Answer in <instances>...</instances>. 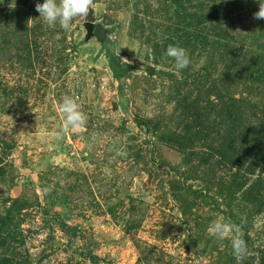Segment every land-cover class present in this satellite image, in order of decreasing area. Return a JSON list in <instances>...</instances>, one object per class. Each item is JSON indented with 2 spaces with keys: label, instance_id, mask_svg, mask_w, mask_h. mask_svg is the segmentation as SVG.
<instances>
[{
  "label": "rangeland",
  "instance_id": "rangeland-1",
  "mask_svg": "<svg viewBox=\"0 0 264 264\" xmlns=\"http://www.w3.org/2000/svg\"><path fill=\"white\" fill-rule=\"evenodd\" d=\"M37 2L0 0V264H264L258 0H90L67 30Z\"/></svg>",
  "mask_w": 264,
  "mask_h": 264
},
{
  "label": "clouds",
  "instance_id": "clouds-1",
  "mask_svg": "<svg viewBox=\"0 0 264 264\" xmlns=\"http://www.w3.org/2000/svg\"><path fill=\"white\" fill-rule=\"evenodd\" d=\"M258 3L259 10L254 13V18L264 19V0H258ZM89 4L90 0H43L42 3H36V11L48 26L59 24L61 28L67 30L74 18L87 15ZM166 55L172 58L177 71L187 68L190 64L187 50L182 46L169 45L166 49ZM58 110L64 118V129L71 128L75 131L83 127L85 117L73 98H62ZM207 231L220 240L231 236L230 243L233 254L238 260L246 255V242L241 238L239 229L235 225L220 217L211 221Z\"/></svg>",
  "mask_w": 264,
  "mask_h": 264
},
{
  "label": "water",
  "instance_id": "water-1",
  "mask_svg": "<svg viewBox=\"0 0 264 264\" xmlns=\"http://www.w3.org/2000/svg\"><path fill=\"white\" fill-rule=\"evenodd\" d=\"M85 27L87 30V35H101L102 33L106 32V29L99 23H95L93 21H86Z\"/></svg>",
  "mask_w": 264,
  "mask_h": 264
},
{
  "label": "trees",
  "instance_id": "trees-1",
  "mask_svg": "<svg viewBox=\"0 0 264 264\" xmlns=\"http://www.w3.org/2000/svg\"><path fill=\"white\" fill-rule=\"evenodd\" d=\"M99 38L100 40L104 41V39L107 40V37H106V32L102 33L101 35H99ZM2 142V141H1ZM5 144V147L7 146L8 147V151L11 150V146H9L6 142H3Z\"/></svg>",
  "mask_w": 264,
  "mask_h": 264
}]
</instances>
